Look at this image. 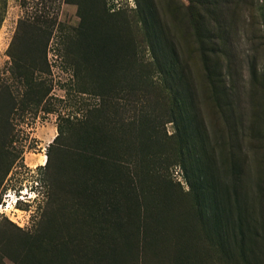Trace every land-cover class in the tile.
I'll return each instance as SVG.
<instances>
[{
  "label": "rangeland",
  "instance_id": "rangeland-1",
  "mask_svg": "<svg viewBox=\"0 0 264 264\" xmlns=\"http://www.w3.org/2000/svg\"><path fill=\"white\" fill-rule=\"evenodd\" d=\"M77 1L0 0V264H244L207 232L202 189L264 264V0H202L200 26V0H155L188 77L187 151L170 98L125 60L127 28L90 52Z\"/></svg>",
  "mask_w": 264,
  "mask_h": 264
},
{
  "label": "trees",
  "instance_id": "trees-1",
  "mask_svg": "<svg viewBox=\"0 0 264 264\" xmlns=\"http://www.w3.org/2000/svg\"><path fill=\"white\" fill-rule=\"evenodd\" d=\"M136 3L137 8L131 13L123 12L120 9L112 12L113 5L108 6L106 0H101L99 3L90 4L89 12L91 13L85 15L86 4L83 0H78L76 4L82 22L77 35L82 31V36H87V39H91L96 44L95 47H90L89 51L99 52L103 49V54L107 58L108 49L106 46L109 44V39L118 36L121 27L127 28L130 37L125 60L130 63L133 72L137 73L136 78L146 87L149 89L161 88L165 95L164 98H170L171 102H169L170 106L167 112L169 123L176 124L175 135L182 141L187 151L189 146L188 134L192 130V123L195 118L193 107L189 104L187 95L185 96L183 93L189 85L187 73L170 41L169 33L166 34L155 0H136ZM193 5L190 9L192 11L190 16L192 21L200 26L207 21L208 14L212 11H209V3L202 0L194 1ZM97 10L98 13L96 14ZM90 18L95 20L90 23H96L93 26L94 29L85 28L89 25ZM97 22H100V25ZM145 50L151 54L148 59L144 58ZM167 52H170L171 56H168ZM179 121L180 124L185 122L183 125L186 127L181 128ZM59 130L60 135L55 138L54 143L63 136L62 129L59 128ZM85 138L88 139V137ZM51 148L52 146L49 147V149ZM48 163L49 159L46 165ZM196 180L200 184L207 182V178L201 173L196 177ZM210 195H208V189H202L201 195L198 193L200 216L207 232H211L212 228L216 229L222 252L227 258L241 257L244 259V264H250L247 255V241L250 234H247L243 228L223 234L221 228L223 224L217 219L211 220L214 216L210 209L218 202L216 199H211Z\"/></svg>",
  "mask_w": 264,
  "mask_h": 264
},
{
  "label": "bare ground",
  "instance_id": "bare-ground-1",
  "mask_svg": "<svg viewBox=\"0 0 264 264\" xmlns=\"http://www.w3.org/2000/svg\"><path fill=\"white\" fill-rule=\"evenodd\" d=\"M41 160V165H44L45 163H46V157H42V159H40Z\"/></svg>",
  "mask_w": 264,
  "mask_h": 264
},
{
  "label": "built area",
  "instance_id": "built-area-1",
  "mask_svg": "<svg viewBox=\"0 0 264 264\" xmlns=\"http://www.w3.org/2000/svg\"><path fill=\"white\" fill-rule=\"evenodd\" d=\"M116 2V1H115ZM118 6H119V4H118ZM120 7V6H119ZM119 7L117 8V6L116 7H113V9L111 10L112 12H115L116 10H119Z\"/></svg>",
  "mask_w": 264,
  "mask_h": 264
}]
</instances>
